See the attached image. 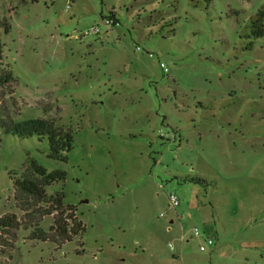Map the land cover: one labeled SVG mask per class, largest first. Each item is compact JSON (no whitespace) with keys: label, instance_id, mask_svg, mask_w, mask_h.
<instances>
[{"label":"rangeland","instance_id":"rangeland-1","mask_svg":"<svg viewBox=\"0 0 264 264\" xmlns=\"http://www.w3.org/2000/svg\"><path fill=\"white\" fill-rule=\"evenodd\" d=\"M263 8L0 0V73L15 78L0 96V216L15 213L26 226L0 239V264H210L197 238L180 239L205 232L201 214L187 216L189 202L214 214L223 264H264V36L254 25ZM110 14L118 23L108 28ZM34 118L71 131L66 160L48 157L47 139L7 131L10 119ZM30 159L66 173L47 192L76 207L78 237H30L48 232L56 214L32 199L16 205L13 184ZM173 210L185 215L175 224Z\"/></svg>","mask_w":264,"mask_h":264},{"label":"trees","instance_id":"trees-1","mask_svg":"<svg viewBox=\"0 0 264 264\" xmlns=\"http://www.w3.org/2000/svg\"><path fill=\"white\" fill-rule=\"evenodd\" d=\"M206 1L210 2L211 0ZM105 17L113 19L115 24L118 23L116 16L113 14ZM254 25L257 29L255 35L257 37H263L264 8L257 13ZM13 79L15 78L10 72L0 73V96L2 95L1 91H3L6 86L9 87V83ZM9 124L10 126L7 127V131L20 138L38 136L39 139H47L49 142L48 157L53 160H66V153L70 152L73 147V136L71 131L57 126L52 120L34 118L15 122L10 119ZM26 163L27 167L25 168L26 172L24 176L16 179L13 184L16 205L19 209H28L29 199H32L35 203L42 202L48 205V209H45L48 215L56 213L54 215V223L50 226L48 232L38 227L36 230L32 231L30 237L38 238L43 241H53L57 244H63L65 241L72 240L84 230L82 220L77 219L76 207L65 204L62 192H56L54 194L47 192V187L58 180L64 179L66 173L59 170L48 171L36 160L30 159ZM176 178H180L183 182H192L196 184L202 182L201 179L194 177L177 176ZM208 186H210V184H208ZM169 207L173 209L170 204ZM21 227L26 229V226L20 221V217H17L15 213H6L0 216V239L4 238L6 234L15 235V231ZM4 242H8V240L5 239ZM5 245H8V243H5ZM5 245H3V247Z\"/></svg>","mask_w":264,"mask_h":264},{"label":"crops","instance_id":"crops-1","mask_svg":"<svg viewBox=\"0 0 264 264\" xmlns=\"http://www.w3.org/2000/svg\"><path fill=\"white\" fill-rule=\"evenodd\" d=\"M173 211L175 213H173ZM173 211L170 214V218H169V220L172 224H175L177 222V218H179L180 216H181V218L185 217V215L182 212L179 215V213L176 210H173ZM196 213L202 215L204 225H205L204 234H201L200 236H194V235L192 236V232H188V234L181 235L180 239L181 240H188L187 238H189V239L197 238L199 241V245H200V244L205 243V239L208 237V235L214 236V234L216 233V232H214L213 225H212L213 222L211 219L212 217H214V214L211 213V210L207 206L197 205L196 207H193L190 205V202H189L188 203L187 216L193 217ZM216 240H217V238H216ZM224 246H225L224 243H220V240H219V242H215L213 246L207 247L206 250H204V251H207V250L209 251L206 254L208 263L214 264V262L216 261V258H220L221 259L220 264H223L222 262H223L224 258H226V257H224V256H226L224 254Z\"/></svg>","mask_w":264,"mask_h":264},{"label":"built area","instance_id":"built-area-1","mask_svg":"<svg viewBox=\"0 0 264 264\" xmlns=\"http://www.w3.org/2000/svg\"><path fill=\"white\" fill-rule=\"evenodd\" d=\"M104 22L105 24L107 25L108 28H111L112 26H114V20L111 19V18H104ZM91 33H100V28L99 27H93L90 31ZM150 55H152V53H150ZM161 66L162 67H165V64L164 63H161ZM167 70V68H165ZM168 199H169V204L170 206L175 209L180 201H179V198L174 194V193H171L169 196H168ZM193 235L194 236H200L201 235V231L199 230L198 227H194L193 228ZM215 243V239H214V236H208L206 239H205V243L201 244L200 245V249L202 251L206 250L207 247H211L213 246ZM172 247V245H171ZM173 248V247H172Z\"/></svg>","mask_w":264,"mask_h":264}]
</instances>
